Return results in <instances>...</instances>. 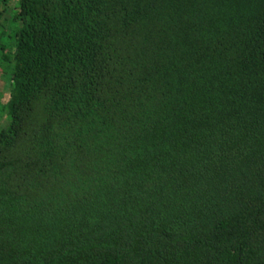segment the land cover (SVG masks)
<instances>
[{
  "label": "trees",
  "instance_id": "16d2710c",
  "mask_svg": "<svg viewBox=\"0 0 264 264\" xmlns=\"http://www.w3.org/2000/svg\"><path fill=\"white\" fill-rule=\"evenodd\" d=\"M0 264H264V0H0Z\"/></svg>",
  "mask_w": 264,
  "mask_h": 264
},
{
  "label": "rangeland",
  "instance_id": "374dc122",
  "mask_svg": "<svg viewBox=\"0 0 264 264\" xmlns=\"http://www.w3.org/2000/svg\"><path fill=\"white\" fill-rule=\"evenodd\" d=\"M8 99H9L8 92L4 89V92L0 93V104H2V105L6 104ZM3 122H4V120L1 119L0 125H2Z\"/></svg>",
  "mask_w": 264,
  "mask_h": 264
}]
</instances>
